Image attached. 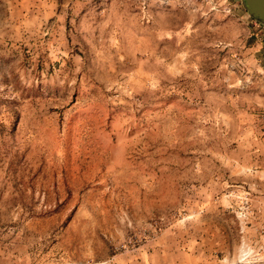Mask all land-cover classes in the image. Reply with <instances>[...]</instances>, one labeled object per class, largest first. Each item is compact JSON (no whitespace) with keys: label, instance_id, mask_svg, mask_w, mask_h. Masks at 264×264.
Segmentation results:
<instances>
[{"label":"rangeland","instance_id":"374dc122","mask_svg":"<svg viewBox=\"0 0 264 264\" xmlns=\"http://www.w3.org/2000/svg\"><path fill=\"white\" fill-rule=\"evenodd\" d=\"M57 3L0 0V264H142L231 190L264 30L240 0Z\"/></svg>","mask_w":264,"mask_h":264},{"label":"crops","instance_id":"0c3cea01","mask_svg":"<svg viewBox=\"0 0 264 264\" xmlns=\"http://www.w3.org/2000/svg\"><path fill=\"white\" fill-rule=\"evenodd\" d=\"M260 55L264 67V50ZM239 99L231 113H221L226 131L215 146L225 166L216 179L226 178L231 190L190 209L182 230L152 241L142 264H264V89Z\"/></svg>","mask_w":264,"mask_h":264},{"label":"water","instance_id":"95a60500","mask_svg":"<svg viewBox=\"0 0 264 264\" xmlns=\"http://www.w3.org/2000/svg\"><path fill=\"white\" fill-rule=\"evenodd\" d=\"M246 12L264 24V0H240Z\"/></svg>","mask_w":264,"mask_h":264}]
</instances>
